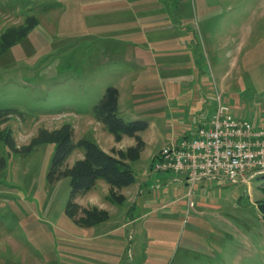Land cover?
<instances>
[{"label":"rangeland","instance_id":"1","mask_svg":"<svg viewBox=\"0 0 264 264\" xmlns=\"http://www.w3.org/2000/svg\"><path fill=\"white\" fill-rule=\"evenodd\" d=\"M170 16L183 22L189 56L156 54L158 73L149 75L148 68L142 69L144 61L133 59L128 43L155 52L182 49L181 37L148 32L150 24L161 25ZM31 18L37 19L36 27L0 52V158L5 159L0 169V264H264V175L239 184L199 181L197 188L205 194H199L194 213L188 209L177 222L153 219L161 217L154 211H164L165 201L156 206L148 199L149 179L155 185L156 176L164 174L154 172L153 163L171 133L163 117L168 105L161 110L158 104L163 85L172 96L176 84L185 87V80L194 79L181 61L194 63L201 91H214L232 109L235 98L250 101L245 109L252 115L258 111L252 100L264 103V0H0V46L5 32ZM166 63L171 70L163 68ZM135 83L141 91L133 90ZM148 84L154 92H143ZM110 87L122 91L119 115L126 122L154 120L138 133L144 150L135 159L125 158L135 183L125 189L102 180L101 188L97 180L72 197L80 207L76 222L66 212L70 178L48 181L56 146L42 144L23 155L11 151L5 139L10 135L22 148L41 130L70 124L75 142L88 139L116 157L129 156L136 140L123 136L117 142L94 114ZM213 96V106L201 110L202 122L217 109ZM83 158V149L76 148L67 166ZM91 191L98 198L85 196ZM138 191L141 204L130 214ZM98 199L109 211L87 207ZM121 209H126L123 219L113 212ZM86 210L104 212L106 218L91 225ZM109 213L114 216L110 221ZM116 221L126 223L123 231L100 236L102 241L115 238L116 245L110 242L114 246L103 250L91 241L98 237L92 231L101 235Z\"/></svg>","mask_w":264,"mask_h":264},{"label":"crops","instance_id":"2","mask_svg":"<svg viewBox=\"0 0 264 264\" xmlns=\"http://www.w3.org/2000/svg\"><path fill=\"white\" fill-rule=\"evenodd\" d=\"M157 4V3H156ZM158 6V5H157ZM158 8V7H157ZM179 24L183 26V22H181L179 19H174L173 17H166V19L164 20V22L161 23V25L153 23L150 24V27L147 28L148 32H150V35H166L168 37H174L176 40L180 41V37L182 38V49H176L174 48V50H170L169 52H155L152 50H148L145 47L141 48L137 45L134 44H130L129 45V49L133 51V55H135V57L133 58L134 60H143L144 61V65L142 69H146L148 68L146 71L149 75H153L158 73V64H157V57L156 54H160V55H166L165 58L166 59H171L169 58L170 56H176L177 59L179 58V55L182 54L184 56V54H188V51L190 52L191 50V42L190 40H185V28L183 27H179ZM153 27V28H152ZM165 28L167 31H159L156 30V28ZM186 45V47H185ZM189 49V50H188ZM185 52V53H184ZM186 56H189L186 55ZM185 58V57H184ZM183 58V59H184ZM182 59V60H183ZM185 60V59H184ZM189 61L185 60V63L183 61H181L180 64L185 65V70L188 72L189 70H193V77L194 79L192 81H188L185 80V87L180 84H176L175 88H174V94L171 96L166 88L165 85H163V93L162 95L159 96V98H162V100L158 103L160 105H162L163 107L161 108V110H163L164 108L166 109V105L167 104V108L168 110L164 113L163 112V117H165L167 119V124L169 126H171L170 128V139L168 140V142L166 144H168L171 141H174L176 139H179L180 137L184 136L187 134V132L190 130V128H192L193 126L199 124V122L202 121V114L203 112L201 110H203L205 107L210 108L211 106H213V102L212 100H210V94L214 95L213 98L215 97V92L214 91H205L204 89H202L201 91V86L199 87L196 84V80H195V67H194V63H188ZM167 63L166 64H162L163 68L165 70H171V66H169L168 69L167 68ZM170 65V64H168ZM150 69V70H149ZM199 78V76H198ZM133 90L135 92L137 91H141L139 87H141V84H137L135 83L133 85ZM143 87H147L145 89H143V92H146V90H150V91H155L153 89H155V87L153 85H143ZM120 92V97H119V109H120V105L122 103V91L121 89L119 90ZM207 97V100H205V98ZM235 107H233V111L235 113V115L239 118L242 119H251L256 125L259 126H264V103H260L258 100H252L253 103L256 104V108L258 109V111L254 113V115L250 114L248 111H246L245 109V104H248V101H244L241 102V99L239 98H235ZM204 101V103H203ZM216 101V100H215ZM264 102V101H263ZM255 104H253V106L255 107ZM165 106V107H164ZM177 109H180L179 111ZM183 109V111H182ZM256 109V110H257ZM154 119H151L149 122V128L151 126V124L153 123ZM148 130V129H147ZM149 171V170H148ZM147 171V172H148ZM150 176L148 175V178ZM158 180H156V184L154 185L152 183V180L149 179L148 181V193H150V197H148V199L151 201L155 200L156 202H151L153 204H155L156 206H158L161 200L164 199V204H162L164 206V211H162V207L157 208V209H161V211L155 210V214L161 216L160 218H153L155 220H166L168 221L171 220L172 222H177L178 220H182V218L185 215V212L188 211V199L186 197V192L188 191V184L185 180L184 177H180V176H172V175H165V174H158V176H156ZM151 178V177H150ZM98 185L101 186V188L104 186V183L102 180L98 181ZM209 182H207L208 184ZM103 185V186H102ZM128 188V187H127ZM153 188V189H152ZM126 189V188H125ZM151 189L153 190V192L151 193ZM93 192H96V190H92ZM89 192L87 195V197H89L91 199L92 196L97 195L96 193L93 192ZM196 192H199L197 194L196 197V202L197 205L198 203L201 201L200 200V195L201 193L205 194L204 192V188L202 189H196ZM135 193V191H134ZM147 193V194H148ZM137 196L134 198L135 200L133 201L132 205H129V209L128 211H132L130 212V214L133 213V211H138V208L141 204L140 199H141V193H139V191L136 194ZM82 196H80L78 198V201H80V198ZM96 198H98L96 196ZM200 200V201H199ZM100 200L98 199V203H96L94 205V201L91 200V203H87V207H99L100 209H103L104 211H109V207H107L106 205H103ZM80 203L83 205V202L80 201ZM161 204V203H160ZM161 205V206H162ZM196 205V206H197ZM132 207V208H131ZM196 209V208H195ZM124 210L126 211V209H121V210H115L113 211L116 216H119V218L123 219L125 217L124 214ZM123 216H122V214ZM151 213L153 212L150 211ZM191 213H194L193 210L190 209ZM110 218L109 221L112 220V218L114 217L111 213H109ZM158 217V216H157ZM169 217V218H168ZM152 219V218H151ZM108 222V221H107ZM104 223V222H103ZM132 221H130L128 224H131ZM102 224V223H101ZM100 225V224H99ZM96 225L95 227L99 226ZM116 225V227H114L113 229H111L108 232H101V235H96V230L92 231L94 234V237H97V239L93 238L91 241H93L96 245L100 246V248H102L103 250L106 249H111L110 246H114V245H110V242H116L115 245L118 243V241L114 238V240H108L104 238V241H102L103 239L100 238V236L105 237L106 235H110L111 237H113V235H115L116 233H119L121 231H123L125 229L126 223L122 222V224L120 225L119 221H116V223L114 224ZM93 227L89 228L87 231L91 232V229ZM91 241H87V242H91Z\"/></svg>","mask_w":264,"mask_h":264},{"label":"trees","instance_id":"3","mask_svg":"<svg viewBox=\"0 0 264 264\" xmlns=\"http://www.w3.org/2000/svg\"><path fill=\"white\" fill-rule=\"evenodd\" d=\"M36 25L37 19L31 18L25 26L5 32L1 39L0 52L5 53L21 41ZM119 95L117 88H108L102 100L95 107L94 114L117 142H121L123 136L136 140V146L129 150V156L123 153L116 157L105 152L97 143L88 139H80L75 142L74 129L70 124H65L53 131L41 130L29 145L22 148L16 147L15 141L10 135L5 139V144L11 151L23 155L29 154L35 147L42 144L50 143L56 146L48 173V181L54 183L62 178H70V200L66 212L76 222H78L77 216L80 213V207L72 201L73 196L91 189L97 180H104L115 188H125L136 181L135 173L125 158L135 159L144 150L145 143L138 133L146 131L149 128V122L142 119L126 122L120 117ZM76 148L83 149L84 158L77 160L71 167L67 166V162ZM4 167L5 159L0 158V169ZM82 212L86 222L91 225L106 218L104 212L97 210Z\"/></svg>","mask_w":264,"mask_h":264},{"label":"built area","instance_id":"4","mask_svg":"<svg viewBox=\"0 0 264 264\" xmlns=\"http://www.w3.org/2000/svg\"><path fill=\"white\" fill-rule=\"evenodd\" d=\"M215 97L211 118L167 144L152 166L154 172L185 178L189 210L196 205L199 181L239 184L264 175V126L237 117L220 95Z\"/></svg>","mask_w":264,"mask_h":264}]
</instances>
